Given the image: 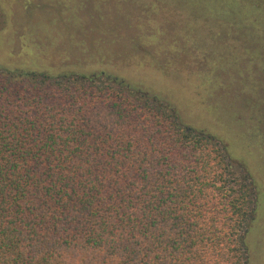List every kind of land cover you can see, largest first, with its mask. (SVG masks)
Returning a JSON list of instances; mask_svg holds the SVG:
<instances>
[{"label": "trees", "instance_id": "1", "mask_svg": "<svg viewBox=\"0 0 264 264\" xmlns=\"http://www.w3.org/2000/svg\"><path fill=\"white\" fill-rule=\"evenodd\" d=\"M234 174L122 88L0 74V264H249L254 194Z\"/></svg>", "mask_w": 264, "mask_h": 264}, {"label": "rangeland", "instance_id": "2", "mask_svg": "<svg viewBox=\"0 0 264 264\" xmlns=\"http://www.w3.org/2000/svg\"><path fill=\"white\" fill-rule=\"evenodd\" d=\"M112 84L220 144L264 264V0H0V74Z\"/></svg>", "mask_w": 264, "mask_h": 264}]
</instances>
